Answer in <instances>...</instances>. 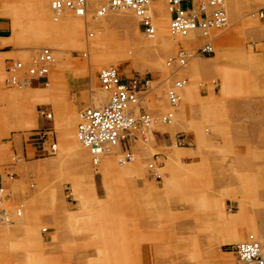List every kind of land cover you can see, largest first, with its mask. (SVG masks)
<instances>
[{"label": "rangeland", "instance_id": "1", "mask_svg": "<svg viewBox=\"0 0 264 264\" xmlns=\"http://www.w3.org/2000/svg\"><path fill=\"white\" fill-rule=\"evenodd\" d=\"M52 1L0 0L10 21L9 35L0 38V264H255L240 259L233 245L254 234L264 255V237L253 228L261 207L252 204L251 190L264 185V18L256 13L264 0L238 7L225 0L228 24L211 35L214 49L204 53L201 33L169 30L168 0L151 1L150 31L133 10L94 21L74 12L57 16ZM106 1L93 0L91 9ZM194 3L189 13L203 8L210 15L208 0ZM255 23L261 32L252 33ZM44 47L55 56L47 79L10 84L12 72L30 74L8 64L29 63ZM182 50L185 62L178 59ZM108 66L154 81L148 111L159 117L169 109V87L179 79L184 86L174 117L153 126L133 160L121 164L115 145L117 153L96 168L76 124L84 107L108 100L98 78ZM27 89L52 95L59 109L46 97L26 100L13 91ZM42 107L51 119L39 116ZM17 112L26 117L17 122ZM67 117L74 121L71 145L56 129V120ZM185 133L198 140L184 141ZM51 139L57 151L37 153ZM184 145L197 148L180 160L176 146ZM154 159L159 176L148 168Z\"/></svg>", "mask_w": 264, "mask_h": 264}, {"label": "built area", "instance_id": "2", "mask_svg": "<svg viewBox=\"0 0 264 264\" xmlns=\"http://www.w3.org/2000/svg\"><path fill=\"white\" fill-rule=\"evenodd\" d=\"M88 1L89 0H53L51 5L56 13L65 7L82 13L86 10ZM209 2L215 5L210 15L203 8L196 10L198 13H185L187 11L186 6L188 4H193L192 0H168L172 13L169 22V30L173 33H180L185 32L194 25L218 26L223 23L224 17L222 16L223 6L221 0H209ZM99 7L98 8L103 11L107 8L115 7L121 9L129 8L135 12L139 19L140 26L145 31H150L152 29V20L148 13V0H107L106 3H102ZM256 13L259 17L264 18L263 7H259ZM199 14L202 19L199 18ZM217 16H220L218 18L219 22L214 21V17L217 18ZM205 51L207 50L205 49ZM51 61L52 54L50 49L44 47L42 52L34 56L28 64H25L23 61L21 62V60L17 61L16 64L12 61V63L8 64V70L15 71L18 68H22V70L25 69L24 72L30 75L19 78L23 81L30 80L31 77L35 78V75L39 79H47V67ZM14 75H12V78ZM16 76L17 79L13 78V80L19 82V75ZM98 78L101 87L108 92V100L103 105H100V107H84L79 113L80 118L76 124L77 138L82 144L88 147L95 163L103 156L105 148L109 145H113L117 142L124 144L125 137L128 134L130 137L137 138L139 132L133 129V131H131L130 128L135 124H138L139 128L141 123H143L140 121L141 118L145 117L142 106H140L138 110L135 109L139 104L137 92L146 91L148 82L147 79H144L145 76L137 77L131 75L124 77L122 73L119 74L115 68L110 66L100 69ZM170 99L172 103H175L176 99L173 95H170ZM38 113L41 118H52V112L49 108L42 107L38 109ZM140 113L141 118L138 120L136 118ZM147 121L148 120H146V122ZM42 132L45 134L46 131L42 130ZM141 135L142 137L145 136V128L144 132H141ZM41 136H43V134H41ZM34 138L36 137H32V140ZM126 158L127 155L125 154L124 159ZM252 238H254V236L249 235L247 240H241L233 246L237 251V255L246 260V262L251 263L250 261H253L262 264L263 260L259 242L251 240Z\"/></svg>", "mask_w": 264, "mask_h": 264}, {"label": "bare ground", "instance_id": "3", "mask_svg": "<svg viewBox=\"0 0 264 264\" xmlns=\"http://www.w3.org/2000/svg\"><path fill=\"white\" fill-rule=\"evenodd\" d=\"M93 0H89L88 1V3H87V8H86V10L85 11H83L82 13H78V12H76V11H74V10H72V9H70V8H62L60 11H58L57 13L56 12H54V10H53V12L57 15V16H63L65 13H67V12H74V13H76L77 15H80V16H82V17H84L85 19H87V16H88V18L90 17H92V19H94V21H97V19L99 18V17H102V16H104L108 11H125V10H131V9H129V8H125V9H121V8H107L106 10H100L99 8H101V7H99V6H97V7H95V10H92L91 9V2H92ZM151 1L152 0H148V13H149V15L151 16V20H152V24H153V14H152V12H151ZM51 4H52V2H51ZM221 4H222V6H223V12H222V16L224 17V22L223 23H221L220 25H218V26H216V25H208V26H204V25H202V24H200V25H194V26H191L190 28H188L185 32H172L173 34H176V35H181V36H188V35H190L191 34V32H193V31H195V32H199V33H201L203 36H204V38H205V43L201 46V47H199V51H201L202 53H204V52H212L213 51V49H214V44H213V39L211 38V35L213 34V35H216V32H218V31H220V30H223L226 26H227V24H228V13H227V10H226V7H225V0H221ZM101 5V4H100ZM208 5L212 8V10L214 9V7H215V5H213V4H210V2H209V0H208ZM218 6V5H217ZM99 7V8H98ZM51 8H52V5H51ZM94 8V7H93ZM98 8V9H97ZM170 9V8H169ZM91 11V12H90ZM194 10H188V11H186L185 13H189V12H193ZM89 12H90V14H89ZM171 12V11H170ZM172 14V13H171ZM191 14H193V13H191ZM137 16V15H136ZM220 17V16H219ZM218 16H217V18H215L214 17V21L215 22H219V20H218V18H219ZM199 18H201L200 16H199ZM202 19V18H201ZM49 48V47H48ZM43 49V48H42ZM42 49L40 50V52L39 53H41L42 52ZM50 49V52H51V54H52V61L51 62H53L54 61V59H55V56H54V54H53V49L52 48H49ZM205 49L207 50V51H205ZM38 53V54H39ZM186 55H188V52H186V51H184V50H182V51H180L179 52V54H178V59L179 60H181L182 62H185L186 61ZM32 60V59H31ZM30 60V61H31ZM17 61H19V60H15L14 62H15V64L17 63ZM24 61V63L25 64H28L25 60H23ZM21 62H22V60H21ZM50 62V63H51ZM49 63V64H50ZM48 68V67H47ZM113 68H115V67H113ZM118 72H119V70L117 69V68H115ZM48 70H49V68H48ZM17 71H25V69H23L22 70V68H18V69H16V72ZM10 72V71H9ZM15 74V75H14ZM120 74V73H119ZM12 75H14V79L16 78L17 79V73H15V72H12L9 76H11V78H10V80L8 79V82L10 83V84H12L13 86H16V87H19V88H22V87H27V86H32V84H31V80L29 81V80H26V81H23V80H21V79H19V78H22V76L20 75V76H18V79H19V82H17V80H13V78H12ZM47 75H48V72H47ZM35 78H34V82L36 83H39L40 82V79L35 75L34 76ZM144 79H147L148 80V82H147V89H146V91L144 90V91H138L137 92V97H138V100H139V104H138V106H136V110H138L139 109V107L140 106H142V108L144 109L143 111V113L145 114L144 116L145 117H142L141 118V113L140 114H138L137 116V118L136 119H138V120H140V118H141V122H143V123H141V125H140V127L138 128V124H135L132 128H130V130L131 131H136V132H139L138 133V136H137V138H133V137H130L129 136V134L128 135H126V137H125V140H124V144L123 143H119V142H117V143H115V144H113V145H109L107 148H105V151H104V153H103V156H101L100 157V159L98 160V161H96V163H95V161L92 159V157H91V154H90V152H89V154H90V157H91V161H92V163H93V165L97 168L98 167V165L101 163V161H102V163H103V161L105 160V158H106V156L108 155V154H110V153H117V151H115L114 150V146L115 145H119V149H118V153L120 154L121 152L123 153V155H121V157L119 158V162L121 163V164H124V163H126L127 161H130V160H133V153H134V151H135V147H137V145H138V142L139 141H142V140H147L148 139V137H149V135H151V132H152V134L154 135V132H153V126L157 123V122H161V123H167L168 121H170L173 117H174V113H175V111H176V107H177V105L179 104V101H180V92H179V90H181L182 88H183V86H184V81H182L181 79H179V80H176L170 87H169V89H168V91H167V101H168V103H169V109H168V111L166 112V114H164V115H162L161 117H159V116H156V115H153V114H151L149 111H148V101H149V98L151 97V95H152V90H153V86H152V82H154V81H151L149 78H144ZM100 87H101V85H100ZM102 88V87H101ZM103 89V88H102ZM104 90V89H103ZM105 91V90H104ZM105 92H107V91H105ZM108 93V92H107ZM150 95V96H149ZM170 95H173L174 97H175V99H176V101H175V103H172V101H171V99H170ZM106 103V102H105ZM86 107H94V108H96V107H100V106H92V105H89V106H86ZM39 114V113H38ZM146 120H148L147 122H146ZM144 128H145V136L144 137H142V135H141V132L143 131L144 132ZM133 129V130H132ZM77 133V132H76ZM76 136H77V134H76ZM78 139V138H77ZM78 141H79V139H78ZM79 143L81 144V146H83V147H85V148H87V150L89 151V149H88V147L87 146H85L84 144H82L80 141H79ZM45 151H47L48 153H55L56 151H57V143L56 142H54V141H52V142H50L49 144H48V147L47 148H45ZM125 154L127 155V158L126 159H124V156H125ZM148 168H149V170L150 171H154L155 173H156V176H159V174H162V172L160 171V167L159 166H157V164H156V162H155V159L152 161V162H150L149 164H148ZM160 172V173H159ZM250 235H253L254 236V238H252L251 240H255V241H257V242H259V246H260V249H261V257H262V260H263V262H262V264H264V255H263V250H262V245H261V242L257 239V237L254 235V234H250ZM247 238H249V236L247 237ZM247 238L245 239V240H247ZM233 248H234V251L237 253V251L235 250V247L233 246ZM240 258V257H239ZM240 259H242V258H240ZM242 260H244V259H242ZM244 261H246V260H244ZM251 263H255V262H253V261H250ZM255 264H259V263H255Z\"/></svg>", "mask_w": 264, "mask_h": 264}, {"label": "crops", "instance_id": "4", "mask_svg": "<svg viewBox=\"0 0 264 264\" xmlns=\"http://www.w3.org/2000/svg\"><path fill=\"white\" fill-rule=\"evenodd\" d=\"M241 1L242 0H229L230 5L233 6V7H238L239 4L241 3ZM192 2H193L192 5L188 4L186 6L187 11L188 10H194L195 9V3H194L195 0H192ZM41 5L43 7H45V5L42 2H41ZM65 14L67 15V14H72V13L71 12H67ZM9 29H10V21H9L8 17L6 15H3V14L0 13V38L1 37L5 38L7 35H9L8 34ZM252 30H253L252 33L256 32V31H260L261 32L260 26L258 24H256V23L254 24V27H253ZM15 31H16L15 30V24L13 23V36H12V39L13 40L19 39L18 36H17L18 34ZM9 50H10V48H7V49H4L2 51H9ZM48 74H50V73H48ZM49 80H50V78H49ZM52 89L54 90V87H52ZM13 91H14L15 95H23V94L26 95L27 96V99L26 100H29L30 98L31 99L32 98L36 99V98H39V97L40 98L46 97L47 98V101H50V102L51 101L52 102L54 101V104L53 105H54V109L56 111L59 109V103L56 102V98L53 97L52 95H50V96L47 95L42 89L39 90V91L37 90L36 92H34V91H28V89L25 90L24 92H22V91H15V90H13ZM91 98H92L94 104H96L95 103V96H92ZM177 108H176V111H177ZM36 115L37 114L35 112V117H36ZM25 117H26V115H22V117H21L20 114L18 113L17 116H16L17 122H19L22 118H25ZM65 119H66V121L63 120L62 122L60 120H58V119L56 120V129H57V131H59L60 136H63V138L66 139V142L69 145H71L72 142H74V139H72L73 138L72 137L73 136V132L71 130V126L73 125L74 121H73V118H70V117H67ZM178 124L179 123L176 122V124L169 125V126H167V128H164L163 130L172 131L173 125H175V127H178L179 126ZM185 134H186L185 135L186 138L183 139L184 141L185 140L187 141V138H188L189 142L191 140L190 143H194L196 140H198L197 139L198 137L195 136L194 133H189V134L185 133ZM239 137L242 139V141H247V142L254 141L252 139L253 136H239ZM52 141H54V142L57 143V141L55 139L49 140V142H52ZM36 147H37V145H35V149H36ZM176 147L177 148H176V154L175 155H180V160H181L182 157H184L189 152H191L192 149L195 150L197 148L194 145H184V146H176ZM243 147L245 148L246 145H244ZM45 148H47V146H46L45 141H43V143L41 144V149H36V151H37V153H41V154L48 153L47 151H45ZM48 154H53V153H48ZM262 159H264V158H262ZM198 160H200V158ZM194 162H198V161H191L190 164H192ZM245 173H248V172L245 171ZM259 174H264V167L260 169ZM251 190H252V200H253L252 201V204L254 206L261 207V209H258V212L256 211V215L257 216H255V218H254V227L253 228L256 230V232L258 233V235H259V232H260L261 236L264 237V185H263L262 188H260V187L258 189L251 188ZM255 236L261 242L262 239L260 240V238L257 235H255Z\"/></svg>", "mask_w": 264, "mask_h": 264}]
</instances>
